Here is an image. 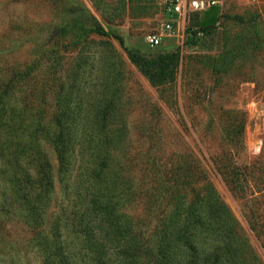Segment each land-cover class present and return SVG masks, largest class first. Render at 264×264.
<instances>
[{
    "label": "rangeland",
    "instance_id": "374dc122",
    "mask_svg": "<svg viewBox=\"0 0 264 264\" xmlns=\"http://www.w3.org/2000/svg\"><path fill=\"white\" fill-rule=\"evenodd\" d=\"M162 1L0 0V75L14 86L11 104L34 85L35 91L40 87L47 92L49 109L57 106L53 92L60 93V100L69 92V105L80 116L74 123L80 127L94 103L106 96L122 116L109 124L126 126L115 157L132 173L133 188H143L141 177L150 164H169L192 154L264 264V237L255 234L246 217L251 195L231 192L214 165L218 156L237 165L264 161V0H205L218 8L214 28L198 31L205 9L192 10L183 35L150 46L145 35L158 27ZM92 19L117 34L131 51L158 61L159 79L144 75L117 39L107 41L92 33ZM227 55L231 57L217 68L215 60ZM25 73L23 80L17 77ZM41 107L36 102L31 106L34 112ZM232 109L245 117L244 147L237 151L221 132ZM47 151L54 173L50 210L56 212L61 182L56 156L51 148ZM2 167L0 158V264H43L20 208L11 203L13 188ZM143 204L140 194L125 208L142 217Z\"/></svg>",
    "mask_w": 264,
    "mask_h": 264
},
{
    "label": "trees",
    "instance_id": "16d2710c",
    "mask_svg": "<svg viewBox=\"0 0 264 264\" xmlns=\"http://www.w3.org/2000/svg\"><path fill=\"white\" fill-rule=\"evenodd\" d=\"M81 11L89 15L86 8ZM203 12L198 31L214 28L218 19L216 6ZM90 31L107 41L117 39L144 75L159 79L158 61L131 51L95 19ZM229 57L215 60L216 67ZM4 75H0L2 173L8 176L11 203L20 208L43 264H262L195 156L150 164L141 177L143 188L137 190L132 173L115 157L127 130L121 123L109 124L122 117L112 110V100L106 96L97 100L79 127L74 121L80 116L69 105V92L63 100L53 92L57 106L49 109L47 92L40 87L35 91L34 85L11 104L14 86ZM21 75L17 77L23 80L28 73ZM34 102L43 105L39 112L32 110ZM227 114L221 132L237 151L244 147L245 117L235 109ZM47 148L56 156L61 182L62 200L56 212L50 210L54 173ZM214 165L231 192L251 195L246 217L255 234L264 237V161L237 165L218 156ZM140 194L144 215L136 217L125 207Z\"/></svg>",
    "mask_w": 264,
    "mask_h": 264
},
{
    "label": "built area",
    "instance_id": "2783aa9c",
    "mask_svg": "<svg viewBox=\"0 0 264 264\" xmlns=\"http://www.w3.org/2000/svg\"><path fill=\"white\" fill-rule=\"evenodd\" d=\"M214 1L205 0H163L160 6L158 27L145 35L150 46H159L171 37H180L188 21V14L192 10L208 8Z\"/></svg>",
    "mask_w": 264,
    "mask_h": 264
}]
</instances>
